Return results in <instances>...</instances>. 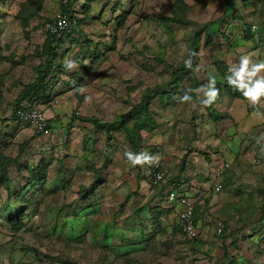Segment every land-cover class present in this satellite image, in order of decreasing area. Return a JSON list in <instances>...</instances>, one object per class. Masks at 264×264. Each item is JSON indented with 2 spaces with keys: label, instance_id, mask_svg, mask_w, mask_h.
<instances>
[{
  "label": "rangeland",
  "instance_id": "obj_1",
  "mask_svg": "<svg viewBox=\"0 0 264 264\" xmlns=\"http://www.w3.org/2000/svg\"><path fill=\"white\" fill-rule=\"evenodd\" d=\"M65 3L0 0V264H264V131L229 163L212 152L220 133L237 148L212 109L221 89L241 87L207 80L214 66L238 73L244 57L242 83L264 78V68L251 75L264 63V0H74L79 25L55 42L45 26ZM249 24L262 27L251 39ZM49 55L46 91H28ZM26 92L52 118L51 136L15 121ZM252 104L264 129V96ZM129 151L154 159L133 165ZM158 161L201 200L200 244L184 236L167 182L153 184Z\"/></svg>",
  "mask_w": 264,
  "mask_h": 264
},
{
  "label": "built area",
  "instance_id": "obj_2",
  "mask_svg": "<svg viewBox=\"0 0 264 264\" xmlns=\"http://www.w3.org/2000/svg\"><path fill=\"white\" fill-rule=\"evenodd\" d=\"M75 26L72 25L70 17L66 14H63L56 18L52 23H47L45 26L46 32L55 34L62 31H71L73 32ZM261 25L254 24L252 25V30L256 31L260 29ZM76 27L74 29L75 33ZM17 121L20 124H25L32 126L37 133L41 136H51L54 133V126H52L51 118L47 116L43 107L34 101H25L23 102V107L16 110ZM78 120L77 117L74 118V121ZM254 162H259L257 158L253 159ZM229 164L225 163L223 167H227ZM223 174L219 170L214 174L213 186L212 189L216 192L221 191V178ZM153 184H163L168 182L166 171L162 166L160 161L156 162L152 170ZM168 184L167 191V200L169 203L177 207L176 215L178 218V223L182 227L184 236L186 239L194 244H200L203 231L200 228V224L195 221V210L197 199L192 196V193H182L181 183L178 181H170ZM218 232L221 233L225 230V224L223 221L217 223Z\"/></svg>",
  "mask_w": 264,
  "mask_h": 264
},
{
  "label": "crops",
  "instance_id": "obj_3",
  "mask_svg": "<svg viewBox=\"0 0 264 264\" xmlns=\"http://www.w3.org/2000/svg\"><path fill=\"white\" fill-rule=\"evenodd\" d=\"M210 70L211 69H209V71ZM212 71H213V75L210 76L211 78H207V80L209 79L208 82H211L210 83L211 86L213 85V82L215 85H217L218 83L220 84V82L222 80L224 81V79L222 77L223 74H221V72L216 68V66H214ZM189 82L191 83V80H189ZM241 83H242V81H241ZM243 84L248 85V82H243ZM219 87L223 88L222 85H219ZM221 88H218V89H221ZM224 89L225 88H223L219 91L221 93V95H220L221 97L219 96L220 101L219 102L214 101L213 106H214V108L217 109L218 113L227 114V116L224 119H219V120L214 119L213 122L215 124H218L219 122H223V121L229 122L230 126H231V130H232L231 132H233V134H235V136L238 137L239 143H238L236 149H231L230 146H228L226 144L224 145L225 146L224 147V146H222L221 143L224 140L227 141L228 138H224V136H222L224 134L220 133V135H217V137H218V140H217L215 138L216 136L214 135L211 137L212 134L210 133L208 136L211 138H209L208 140L211 143L209 144L208 148H213L212 152H214V151L215 152H224L226 159L229 163L230 161L235 159V155L233 153H240V151L242 149L243 150L247 149V147L244 148V144H242V142L245 141L246 138H248L247 136H250V134L252 133L255 135L253 137L254 140H256L259 136L262 135V131H264V129H262L263 128L262 125H260L261 127L259 125L255 126V122L258 121V119L254 118V116H253V113L255 112V108H254L255 106H253L252 102L248 98L244 97V94H243L244 90L241 91L242 95L239 96V95H236L237 91H233L231 94L229 91H227V90L225 91ZM216 96H217V94H216ZM216 99H218V96ZM223 107H225V109ZM246 111H247V113H246ZM260 119L264 120V116H263V118L261 117ZM51 120H52V118H51ZM231 132L229 134H231ZM219 141H221V142H219ZM221 155H223V154H221ZM236 159H237V157H236ZM222 168L224 170V168H226V166L225 167L222 166ZM180 183H181L180 191L182 193H190L189 191L186 190V187H184L185 185L182 184L181 181H180ZM211 188H212V186H211Z\"/></svg>",
  "mask_w": 264,
  "mask_h": 264
},
{
  "label": "trees",
  "instance_id": "obj_4",
  "mask_svg": "<svg viewBox=\"0 0 264 264\" xmlns=\"http://www.w3.org/2000/svg\"><path fill=\"white\" fill-rule=\"evenodd\" d=\"M73 1L74 0H67V3H65L64 5H65V10L66 11H68L67 13H65L66 15H68L69 17H70V20H71V22H72V25L73 26H75V27H78V25H79V22H80V19H79V17H78V14H76V12L74 11V7H73ZM68 9V10H67ZM75 27H74V29H75ZM74 29H73V32H74ZM261 29H262V27H261ZM72 32V30L71 31H62V32H58V33H55V34H51V33H49V32H47L46 34L49 36V37H51V38H53L52 40L53 41H55V42H57V38H63L64 36H66V37H71V36H74V33ZM255 37V32H252V25L251 24H249V26L247 27V38H249V39H251V38H254ZM259 46H263L264 45V36H263V38L262 39H260V43L258 44ZM50 55H49V58H48V60H47V63H46V65H42L43 67H41V68H39V70H38V76L36 77V80L34 81V82H32L31 84H30V86L28 87V91H35V92H38V91H42V92H45L46 91V89H47V82H48V76H49V73H50V70H51V68L52 67H54V64H53V60H51L50 59ZM183 66H186V68L185 69H182L183 68ZM217 68V67H216ZM188 68H187V65L186 64H183L182 65V67H180V68H178L177 70H176V72L178 73V74H181V73H185V72H187L188 70H187ZM233 69V68H232ZM220 71V70H219ZM189 72V71H188ZM221 72V71H220ZM221 74H222V72H221ZM189 75V74H188ZM232 77V79H233V81H234V83H229V80H228V77ZM226 77V78H225ZM186 78L187 77H184L183 79H182V81L184 82V80H186ZM223 79H225L226 80V82L225 81H223L222 80V82H224V85L225 86H227V87H230V88H232V87H240L241 85H245V84H243V83H241V81L238 79V77H237V75H235V74H233V72H230V71H228L226 74H223ZM189 80H191V85H192V88L190 87V90H194L195 88H196V84H199L198 82H196L195 83V81H197L195 78H189ZM179 82V81H178ZM177 82V83H178ZM193 83H195V84H193ZM224 87V86H223ZM225 88V87H224ZM243 89L242 88H240V91H237V93H236V95H239V96H241L242 94H241V91H242ZM30 92H26V93H24V94H22L21 95V97H20V100H18L17 101V103H16V106H15V108H14V111H13V116H14V118H15V121H17V116L15 115L16 114V110H18V109H20V108H22L23 107V102H25V101H34V102H36L37 103V101L36 100H34V98H28L27 97V95L29 94ZM212 113H215V119L216 120H219V119H224L226 116H227V114H221V113H218V111H217V109L216 108H214V110L212 109ZM121 118H123V117H121ZM87 120H90L91 122H93L94 124H98L99 123V120L97 119V118H95V117H92V118H87ZM52 126H53V124H52ZM54 130H55V127H54ZM39 134V133H38ZM259 160V159H258ZM260 161V160H259ZM6 163L4 162L3 163V171H4V174H5V171H6ZM167 183H170V181L172 182V181H178V182H180L179 180H177V179H171V178H168L167 177ZM153 181V180H152ZM157 185H161V184H157ZM201 204V200L199 201V202H197V204H196V210H195V221L197 222V208H198V206ZM179 224V223H178ZM180 226V225H179ZM181 227V226H180ZM181 229H182V227H181ZM182 231H183V229H182ZM184 233V232H183Z\"/></svg>",
  "mask_w": 264,
  "mask_h": 264
},
{
  "label": "clouds",
  "instance_id": "obj_5",
  "mask_svg": "<svg viewBox=\"0 0 264 264\" xmlns=\"http://www.w3.org/2000/svg\"><path fill=\"white\" fill-rule=\"evenodd\" d=\"M254 25V24H253ZM259 25V24H257ZM252 32H256L253 31ZM74 61H68L66 64V67L71 69L74 65ZM188 63V62H186ZM248 64H249V60L247 57L242 58L241 60V65L239 68V71L237 73V71L235 69H229L230 72H233V74L237 75L238 79L240 81H242V79H240L241 74H243L247 68H248ZM264 68V63L258 64V65H253V70L251 72V75H255L256 71H259V69ZM228 77V76H227ZM229 83H234L232 77H228ZM224 81L226 82V80L224 79ZM214 83V82H213ZM251 83V87L249 88L248 85H241L240 87L244 90L243 94L245 97H248L251 102L256 103L262 96H264V78L262 79H258L255 82H250ZM216 89L213 87V89L211 90L210 94H209V99L203 101L204 103H211L212 99L215 98L216 96ZM183 99L187 100L189 99L188 96H185ZM127 158L128 160L133 164H144V163H150L154 157H152L149 153L147 152H141L138 154H133L132 152H126Z\"/></svg>",
  "mask_w": 264,
  "mask_h": 264
}]
</instances>
